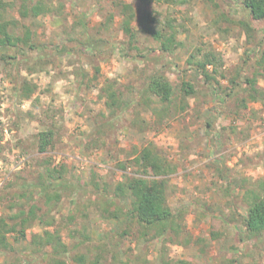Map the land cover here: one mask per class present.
<instances>
[{"label": "rangeland", "instance_id": "374dc122", "mask_svg": "<svg viewBox=\"0 0 264 264\" xmlns=\"http://www.w3.org/2000/svg\"><path fill=\"white\" fill-rule=\"evenodd\" d=\"M46 1L54 11L33 22L38 52L22 55L18 63L0 62V218L15 212L10 209L12 200L4 199L7 194L2 192L6 195L1 196L3 186L19 177L32 182L43 161L52 160L53 166L66 164L69 179L77 187L73 197L64 194L55 213L49 212L45 200H41L38 205L43 208L42 223L30 227L26 239L10 234L14 254L0 253V264L11 263L14 258H20L21 264H46V258L32 243L33 235L45 230L53 232L55 227L45 223L52 218L59 223L67 214L73 215L74 221L63 228V241L71 254H84L89 260L97 256L107 237V249L112 253L105 250L106 264L181 260L228 264L232 254L238 259L236 264H264V240H249L236 247L242 231L240 219L223 226L219 222L221 217L231 218L235 213L245 215L250 202L247 190L264 179V103L248 101L245 108L238 101L245 98V93H240L223 104L224 89L215 84L218 90L212 91L195 69L185 71L191 56L200 60L204 54L212 53L221 61L216 66L221 86L229 88L231 80L238 76L242 80L245 70L257 78V85L264 90V62L259 51L264 48V21L252 22L256 34L255 42L250 43L240 24L250 22L241 0H179L177 4L153 1L150 7L140 0ZM119 3L132 7V26L141 50L156 47L150 34L142 29L146 11L156 18L158 28L172 22L181 47L158 58L159 63L155 59L147 64L126 59L123 51L128 48V37L121 29ZM7 17L18 19L16 8H9ZM86 35L107 40V48L103 46L101 53L82 51ZM18 54H22L21 50ZM155 69L165 72L176 87L188 80L199 88L196 96L184 100L176 96L173 113L160 123L154 116L160 109L156 98L149 106L139 102L140 91ZM114 90L131 107L121 114L114 129L99 136L95 131L98 125L106 120L105 116L110 118L105 94ZM28 91H32L30 99L24 97ZM134 121L140 122L137 124L144 130L133 128ZM46 131L53 132V149L41 153L40 133ZM94 131L100 137V147L86 149ZM105 142L110 143L108 147ZM149 144H154L177 169L167 178L168 205L179 213L178 222L183 228L180 244L158 239L155 232L142 236V230L130 217H122L121 224L101 217L103 204L112 202L106 197L112 190L102 183L126 180L136 170L130 162L133 150ZM79 158H87L92 165H82ZM116 160L128 163L127 170H116ZM218 160L227 176L225 180L213 165ZM93 173L100 183L98 190L89 183ZM227 182L231 184L229 191ZM22 199L26 203L29 196ZM94 199L99 203L93 207ZM131 202L128 198L120 206ZM115 209L114 205L109 207ZM82 227L95 243L78 244L82 241ZM214 230L217 238L212 235ZM124 231L127 234L123 236Z\"/></svg>", "mask_w": 264, "mask_h": 264}, {"label": "trees", "instance_id": "16d2710c", "mask_svg": "<svg viewBox=\"0 0 264 264\" xmlns=\"http://www.w3.org/2000/svg\"><path fill=\"white\" fill-rule=\"evenodd\" d=\"M145 6L150 7L155 2H165L167 4L181 3L179 0H140ZM242 10L249 17L250 22L240 21V24L245 30L250 43L255 42L256 30L252 27L253 21H264V0H241ZM121 10L120 16L122 18L121 29L128 37V48L124 49L123 53L126 59L142 60L147 64L151 59H155L159 63L158 58L172 53L174 50L181 47V42L178 40V32L172 22L168 21L166 27H157V20L151 12L146 11L142 17L143 31L150 34L156 47L146 48L147 51L141 50L137 43V32L132 26L135 19L132 7L127 4H118ZM9 8H16L19 18L9 19L7 17V10ZM54 10L47 3L46 0H13L12 2L0 1V62L6 64L18 63L17 61L22 55L35 54L40 49V46L34 43V26L35 19L42 15L50 14ZM84 32L88 34L86 25L83 23ZM108 41L94 39L86 35V40L81 43L82 51H91L94 53H101L102 47L107 48ZM21 50L22 54H18ZM262 53V61L264 62V48H260ZM84 52V53H85ZM24 53V54H23ZM158 55L157 57L151 56ZM217 57L212 53L204 54L202 59L198 60L196 56H191L187 61V68L195 69L199 72L205 85L217 91L214 88L218 84L224 89L225 94L222 96L221 103H225L226 99L232 98L234 95L245 93V98L239 99L243 106L247 107V102L264 103V90L257 85V78L250 77L248 73L243 70V78L239 80L233 78L231 86L224 88L217 80L219 70L216 68L218 62ZM209 67H213L210 71ZM184 73L186 74V72ZM246 73V74H245ZM257 76V75H256ZM198 86L188 80H183L181 85L174 86L167 76V74L159 69L153 70L148 77V81L144 84L140 91V104L149 106L153 98H156L160 109L156 111L154 116L158 122H163L165 118L174 111L173 103L177 99L176 96H181L184 100L188 97H193L198 94ZM32 91L24 96L30 99ZM107 98L106 106L109 109V116H105V121L98 125L95 130L96 134L103 136L108 130L115 128L116 122L120 119L121 114L131 107V104L121 97L118 91H109L105 94ZM238 105V104H237ZM143 124L145 121L141 120ZM140 122L134 121L132 127L143 131ZM95 131L91 136V142L86 144V149L92 148L94 145L99 148L97 144L100 137L95 135ZM53 132L46 131L40 133L39 152L47 153L53 149ZM109 139V135L107 136ZM106 147L110 143L105 142ZM134 158L130 161L136 170L133 174L126 177L123 182L111 184L108 181L102 183L105 187L112 190V194H107V198H112L109 204H103L101 217L105 219L115 220L121 224L122 217H130L135 221L138 227L142 230V236H146L149 232H155L154 237L163 239L169 244H180L179 236L183 232V228L179 221V213H175L168 205V177L176 172V167L173 166L167 156L159 151L154 144H149L141 149L135 148L132 152ZM114 158V157H113ZM115 161V160H114ZM116 170L126 171L128 163L116 160ZM213 165L216 167L218 175L225 180L222 172L221 162L214 161ZM38 174L32 182H29L22 177L17 178L16 182H9L3 186L1 193L4 192L7 196L5 200H12V207L15 209L13 214L0 218V253L14 254V247L9 242V235L15 234L20 239H26L27 230L36 222L42 223L43 218L41 208L38 204L41 200H45V205L49 212L55 213L59 203L64 194L68 197L74 196L76 185L69 179V169L66 164L61 166H53L52 160H46L38 164ZM113 173L112 171H109ZM114 174V173H113ZM96 190L100 188V183L96 181V175L93 173L90 182ZM231 184L226 183V188L229 191ZM109 189H105L108 192ZM2 193L1 196L6 194ZM12 195H16V198ZM26 203L22 198L28 197ZM247 196L250 200L246 208L245 215L236 214L231 215V218L221 217L219 221L224 224H235L236 219H240L242 231L238 234L236 240V247L243 245L249 240L261 241L264 240V179H259L256 183L247 190ZM131 198L130 205L126 203L120 206L121 201ZM21 202V203H18ZM105 202V200H103ZM99 201L93 200V207L97 206ZM112 205L116 206L115 210H109ZM236 216V217H235ZM61 222L57 223L55 218L45 224L47 227H55L52 232L45 230L43 234H34L32 238L33 245L38 246V251L42 252L46 258V264H70L75 262L77 264H106V251L112 253L107 249L110 241L107 237L104 238L103 245L98 248V254L93 259L89 260L84 254L73 255L69 247L64 243L61 236L63 228L74 221L73 215L67 214L61 218ZM220 219V217H219ZM216 220V219H215ZM133 221V222H134ZM222 222V223H221ZM87 232L86 227L79 230L82 241L78 244L80 246L89 243H95L92 236ZM124 231L122 235H126ZM214 238L218 237L214 230L212 233ZM74 245L73 248L77 247ZM106 250V251H105ZM20 258H14L13 262L8 264H21ZM238 259L235 254L230 256L227 261L228 264H236ZM163 264H191L188 260H181L177 263L165 262Z\"/></svg>", "mask_w": 264, "mask_h": 264}, {"label": "built area", "instance_id": "2783aa9c", "mask_svg": "<svg viewBox=\"0 0 264 264\" xmlns=\"http://www.w3.org/2000/svg\"><path fill=\"white\" fill-rule=\"evenodd\" d=\"M80 159V163L82 164V165H92V162H90L87 158H79ZM82 169H83V166H82Z\"/></svg>", "mask_w": 264, "mask_h": 264}]
</instances>
